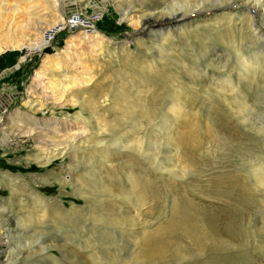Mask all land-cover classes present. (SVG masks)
Wrapping results in <instances>:
<instances>
[{"label": "rangeland", "instance_id": "1", "mask_svg": "<svg viewBox=\"0 0 264 264\" xmlns=\"http://www.w3.org/2000/svg\"><path fill=\"white\" fill-rule=\"evenodd\" d=\"M162 2L0 0V264H264V24Z\"/></svg>", "mask_w": 264, "mask_h": 264}, {"label": "bare ground", "instance_id": "2", "mask_svg": "<svg viewBox=\"0 0 264 264\" xmlns=\"http://www.w3.org/2000/svg\"><path fill=\"white\" fill-rule=\"evenodd\" d=\"M165 0H163V2L162 3H160V4H158V5H144V6H142V7H138V9L136 8L135 10L134 9H132V10H134V11H131V12H129V13H125V16L124 17H129V16H131L132 17V19H136L139 23H142V28L139 30V32H138V36H136V37H143V36H146L147 34H149L150 33V31H151V29H154V27H159V26H162L163 24H165V25H169V24H173V23H176V22H178V21H187V20H190V21H192V20H194L195 18H199L200 16H202V14L203 13H209V12H220V11H224V10H229L230 8H239L240 7V4H242V2H244V1H248V3H249V5H248V8H247V11H245L246 13H248V14H250L251 15V13H252V15L249 17V18H246V19H248V21H249V23H251V25L254 27H256V29H259V30H263L262 29V27H261V24H264V0H229L230 2L228 3V4H224V5H222L221 7H220V5H219V7L217 8V9H208V8H206V9H197V10H192V11H187V12H178V11H176V13L174 12V13H168L167 15L165 14L164 15V13H163V11H159V8L161 9L162 7H163V5L165 4V2H164ZM223 7H226V8H229V9H224ZM219 9V10H218ZM252 9H253V11H252ZM249 10H250V12L251 13H249ZM221 12V13H222ZM244 12V11H243ZM224 13V12H223ZM222 15V14H221ZM218 16V15H217ZM226 17V16H225ZM151 18H154L153 19V22H151L150 21V19ZM258 18H260L261 20H262V22H260V19L258 20ZM131 19V18H130ZM149 19V20H148ZM231 19V18H230ZM135 20V21H136ZM198 20V19H197ZM225 20V19H224ZM231 20H233V19H231ZM132 21V20H131ZM243 21H244V18H243ZM229 23L231 22V21H228ZM247 22V21H246ZM192 23V22H191ZM196 23H198V22H196ZM228 23V24H229ZM248 23V24H249ZM73 25H79L78 24V22H76V23H74L73 22V24L71 23L70 25L68 24H63L62 25V27H64V29L68 26H73ZM245 25V24H244ZM84 26V25H83ZM172 26V25H171ZM230 26H231V24H230ZM250 27V28H252L253 29V27ZM173 27V26H172ZM178 27V26H177ZM176 27V28H177ZM192 27V26H191ZM87 28V27H86ZM92 28H94V27H92ZM184 28V27H183ZM243 30V29H242ZM95 31H96V29H95ZM253 31V30H252ZM252 31L249 33V34H251L252 33ZM255 31V30H254ZM253 31V32H254ZM240 32V31H239ZM169 33V32H168ZM255 33V32H254ZM151 34V33H150ZM226 34V33H225ZM235 34V33H234ZM241 34V33H240ZM239 34V35H240ZM243 34V33H242ZM249 34H248V36H249ZM54 35H55V37H56V34L54 33ZM228 35V34H227ZM227 35L225 36V37H227ZM238 35V36H239ZM244 35H246V34H244ZM155 36V35H154ZM220 37H221V35H219ZM229 36V35H228ZM231 36H232V34H231ZM235 36V35H234ZM133 37H135V36H133ZM141 37V38H142ZM260 37V36H259ZM223 38V37H222ZM221 38V39H222ZM229 38V37H228ZM250 38H252V37H250ZM257 38V37H256ZM220 39V38H219ZM233 38H231V40H232ZM223 40V39H222ZM239 40V39H238ZM255 40V39H254ZM141 41V40H140ZM235 41V40H234ZM233 41V42H234ZM250 41V40H249ZM232 42V43H233ZM239 42V41H238ZM243 42V41H242ZM252 42V41H251ZM251 42H250V44H251ZM254 42V41H253ZM223 43V42H222ZM236 43V42H235ZM246 43V42H245ZM244 44V43H243ZM242 44V45H243ZM199 46V45H198ZM233 47H235V46H233ZM243 47V46H242ZM237 48V47H236ZM238 48H240L239 46H238ZM237 48V49H238ZM235 49V48H234ZM203 50V49H202ZM183 51V50H182ZM195 51V50H194ZM232 51V50H231ZM234 51V50H233ZM196 53V52H195ZM241 53V52H240ZM200 54V53H199ZM189 55V54H188ZM201 55V54H200ZM199 55V56H200ZM181 57V56H180ZM209 57V56H208ZM264 57V56H263ZM260 59V58H259ZM194 60H196V59H194ZM215 60V59H214ZM212 61V60H211ZM238 61V60H237ZM264 61V60H263ZM258 62H259V60H258ZM238 63V62H237ZM203 64V63H202ZM238 64H240V63H238ZM259 64V63H258ZM257 64V65H258ZM206 65V64H205ZM208 65V64H207ZM251 67H253V66H251ZM257 67V66H256ZM221 68H219V70H220ZM232 69H234V67H232ZM230 70V69H229ZM249 70V69H248ZM207 71V70H206ZM223 71V70H222ZM221 71V72H222ZM232 71V70H231ZM259 71H262L261 69H259ZM228 72V71H227ZM226 72V73H227ZM243 73V72H242ZM222 74V73H221ZM210 76V75H209ZM212 77V76H211ZM219 79V78H218ZM204 84V83H203ZM209 86V85H208ZM208 88V87H207ZM215 89V88H214ZM217 90V89H216ZM260 90V89H259ZM262 90V89H261ZM215 91V90H214ZM217 91H219V90H217ZM264 91V90H263ZM221 92H224V91H221ZM259 92V91H258ZM239 93V92H238ZM260 93V92H259ZM258 94V93H257ZM223 95V94H222ZM246 95V94H245ZM241 96L242 95H240V98L239 99H241ZM219 97H221V96H219ZM239 97V96H238ZM222 98H225L224 96L222 97ZM231 98V97H230ZM229 98V99H230ZM251 98V97H250ZM249 98V99H250ZM256 98V97H255ZM258 98V97H257ZM234 99V98H233ZM242 99H244V98H242ZM226 100H228V99H226ZM231 100V99H230ZM246 100H248V98H246ZM250 101H251V99H250ZM233 102H234V100H233ZM259 102H261V100L259 101ZM240 103V102H239ZM243 103V102H242ZM246 103H249V102H246ZM241 104V103H240ZM247 105V104H246ZM239 106V105H238ZM243 107V106H242ZM244 108V107H243ZM264 108V107H263ZM246 109V108H245ZM244 109V110H245ZM240 110V109H239ZM254 110V109H253ZM234 112V111H233ZM251 113H253V112H251ZM260 114V113H259ZM244 115V114H243ZM240 116H237V118H239ZM243 117V116H242ZM249 117H251V116H249ZM249 117H247L248 119H249ZM247 118H245V119H247ZM241 119H243V118H241ZM252 120V119H251ZM258 120H260V119H258ZM243 121V120H242ZM247 121H249V120H247ZM246 121V122H247ZM253 121V120H252ZM240 122V121H239ZM245 123V122H244ZM249 123H251L250 121H249ZM262 123V122H261ZM259 124V123H258ZM263 124V123H262ZM255 128V127H254ZM260 129L261 130H263L264 131V127H261L260 126ZM259 130V129H258ZM262 155V154H261ZM264 157V156H263ZM259 158V157H258ZM49 162V160L48 161H45L44 163L45 164H47ZM259 164V163H258ZM50 242V241H49ZM54 242V241H53ZM42 243V242H41ZM42 246V248H39V250H38V252H41V251H43L44 252V250H46V249H50V247H48V246H44L43 247V245H41ZM50 246V245H49ZM52 246V245H51ZM57 246V245H56ZM49 251V250H48ZM47 251V252H48Z\"/></svg>", "mask_w": 264, "mask_h": 264}]
</instances>
